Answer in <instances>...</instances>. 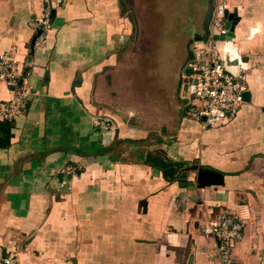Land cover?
Returning a JSON list of instances; mask_svg holds the SVG:
<instances>
[{
	"label": "crops",
	"instance_id": "crops-1",
	"mask_svg": "<svg viewBox=\"0 0 264 264\" xmlns=\"http://www.w3.org/2000/svg\"><path fill=\"white\" fill-rule=\"evenodd\" d=\"M236 11L217 47L246 74L249 100L203 129L186 115L183 72L215 7ZM44 0H0V56L13 51L33 94L25 115L0 121V264H215L203 235L223 212L245 222L237 264H264V0H64L44 46L30 26ZM0 81V101L12 98ZM108 116L113 129L93 127ZM182 164L174 182L149 165ZM77 166L62 185L60 172ZM225 173L199 188V167ZM187 173V184L179 178Z\"/></svg>",
	"mask_w": 264,
	"mask_h": 264
},
{
	"label": "built area",
	"instance_id": "built-area-1",
	"mask_svg": "<svg viewBox=\"0 0 264 264\" xmlns=\"http://www.w3.org/2000/svg\"><path fill=\"white\" fill-rule=\"evenodd\" d=\"M64 4V0H44V9L40 16L32 20L30 26L35 34L34 48L44 46L52 29L53 13ZM226 3L215 7L209 27V36L192 46L193 57L186 63L183 72L184 98L187 102L186 115L191 119L202 121L203 129L220 126L234 119L245 103L247 78L243 74L229 73L221 60L217 47L218 37L227 36ZM33 48V49H34ZM27 70L21 68L13 51L0 56V81L5 82L13 96L0 101V121H15L25 115L33 88L29 83L32 62ZM190 68L191 75L185 70ZM22 80V83H21ZM93 127L99 131L113 129L112 119L108 116H95ZM79 167L67 166L59 174L62 185H68V178L76 174ZM71 190V186L68 185ZM245 222L233 214L223 212L211 217L202 227L203 235L216 240L215 264H237L234 258L236 244L244 238ZM4 264H20L16 253L3 257Z\"/></svg>",
	"mask_w": 264,
	"mask_h": 264
},
{
	"label": "trees",
	"instance_id": "trees-1",
	"mask_svg": "<svg viewBox=\"0 0 264 264\" xmlns=\"http://www.w3.org/2000/svg\"><path fill=\"white\" fill-rule=\"evenodd\" d=\"M147 163L160 170L164 178L168 182L177 180L179 172L183 169V165L169 160L165 154L159 153L156 156H149ZM225 181V173L209 166L199 167L197 183L199 188L209 186L223 185Z\"/></svg>",
	"mask_w": 264,
	"mask_h": 264
},
{
	"label": "water",
	"instance_id": "water-1",
	"mask_svg": "<svg viewBox=\"0 0 264 264\" xmlns=\"http://www.w3.org/2000/svg\"><path fill=\"white\" fill-rule=\"evenodd\" d=\"M53 16H55V11L53 13ZM225 18L227 19L226 28L229 30V32H228L227 36H225V37L224 36L218 37L217 39H219V40H230V39H232L234 37L235 26L237 25V22L239 21L236 11L230 12L229 10H227L225 12ZM209 27H210V25H209ZM208 32H209V28H208ZM34 44H35V37L33 38L32 43H31L32 50L34 48ZM185 72H186L187 75H191L192 74V71H191L190 68H187L185 70ZM21 83H22V80H21ZM249 95L250 94L248 92L245 93V101L249 100V97H250ZM179 184H180L181 187H186L187 185L188 186L193 185V184H187V173L186 172L183 173L181 175V177L179 178Z\"/></svg>",
	"mask_w": 264,
	"mask_h": 264
}]
</instances>
